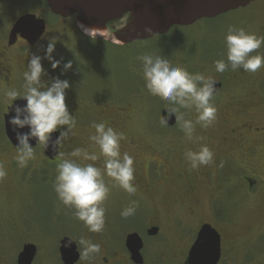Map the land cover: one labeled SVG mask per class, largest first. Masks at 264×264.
<instances>
[{
    "label": "rangeland",
    "instance_id": "rangeland-1",
    "mask_svg": "<svg viewBox=\"0 0 264 264\" xmlns=\"http://www.w3.org/2000/svg\"><path fill=\"white\" fill-rule=\"evenodd\" d=\"M262 3L261 0H258L245 9L227 13L221 18L218 17L216 21L205 26L207 29L201 27L203 25L201 23V28L184 31L174 30L168 37H155L147 42H138L118 48L105 43L113 44L110 33L101 35L104 38L97 36L96 41L91 40L88 38L89 36L81 33L83 31L76 27V33L73 34L74 28L68 25L70 22H67L65 27H60L61 30L54 34L49 28L45 35L46 38L33 53L42 57L41 63L46 75L42 76L41 80L46 86L51 84L49 78L52 77L67 80L70 89L74 86L76 89L84 87L89 92L96 91L97 95L103 96L106 101L110 100L112 95L122 93L126 103H133L130 105L131 110L134 111V122L132 123L134 130L132 131L136 132L135 135L138 139L136 140L142 147L141 156L143 159L145 157L152 159V146L155 149L156 144L159 147L163 146L162 142L166 138L171 134L179 135L182 129L177 127L169 132L160 123L159 111L163 106L169 108L168 102L154 97L148 92L142 81V62L137 57L142 54H152L151 52L156 45L161 47L159 55L163 54L162 57H168L166 50L172 49L173 45L183 44L185 48L193 46V49L199 52L202 42H205L211 48L217 46L220 51H213L209 57L206 55L204 57L206 60L195 54L192 57V63H196L194 69L200 68L195 72L210 76L213 79L224 77L227 84L236 83L238 79L243 78L245 79L242 80L244 83L257 86L264 91V68L255 73H250L242 69L233 71L229 67L225 72L218 73L214 63L219 59H224L227 63L224 38L229 27L243 28L249 33L264 36V4ZM26 13H33L42 18L48 26L64 20L48 13L43 4L37 0H0V35L13 21ZM71 19L73 18L71 17ZM79 34L85 35L88 40L78 36ZM52 38L56 39L53 56L62 61L56 69H52L49 61L43 59L47 43ZM258 52L264 55V46ZM255 54L257 53H252V55ZM178 59L180 58L178 57ZM68 61L72 62V68L67 72H62L63 64ZM178 63H180L178 60L172 64L170 62L173 67H180ZM15 90L22 92L23 87L15 88ZM4 92L6 93V91ZM4 92L1 99L2 105L6 106L11 100ZM257 96L264 101V92L259 91ZM76 108H80V106ZM180 111L187 114L186 109ZM1 122L0 117V151H9L2 152L0 158L3 162L10 163L11 160L16 161L14 157L17 150L12 151L14 149L7 145ZM76 127L78 129L74 128L72 131L74 137L78 136L77 133L80 130V127ZM151 141L152 143H150ZM72 147L73 145H70V148H65V150L63 148V159H74L81 164L88 163V161L71 157L70 154L73 150L81 148ZM82 148L85 149V147ZM34 150L35 159L23 167L25 168V176L22 181L24 194L21 191L16 200L14 174L6 184L8 194L3 195L2 192V195L0 194V262L4 264H13L23 244L30 243L37 246L40 253L36 259L43 262L48 258H57V248L62 237H75L78 242L80 237L87 238L90 233L83 222L75 218L73 209L64 207L54 192L57 165L62 159L48 162L37 153L39 148ZM163 150L160 151L164 154L170 149ZM160 171L157 166H151L149 169L150 183L154 184L159 180ZM117 189V187L110 188L108 199L103 205L106 209L104 231L115 243L114 246H120L124 250V236L129 232H136L144 240L142 253L146 259L145 264H182L181 258L185 254L189 232L191 229H195V226L175 227L174 219L172 221L170 215L166 220L163 218L162 221L161 215L158 213L161 206L152 194L139 192L135 197L134 195L130 196L124 190L123 192ZM114 190L116 191L113 193ZM131 201H135L137 204L135 214L128 218H122L121 212L129 206ZM201 201L205 204L204 197L201 198ZM227 207L231 215V218H228L230 220L227 224L228 229H242L244 239L253 242L252 237L259 230L264 229V200L261 197L256 200L253 198L249 200L242 196L241 202L228 201ZM174 215L178 214L174 212ZM167 222L169 228H167ZM185 222L188 224L187 220ZM150 225L159 226L163 231H161V235L147 238L144 231ZM167 229L168 232L166 233ZM247 231L252 233V237L246 234ZM262 244H264V239Z\"/></svg>",
    "mask_w": 264,
    "mask_h": 264
},
{
    "label": "flooded vegetation",
    "instance_id": "flooded-vegetation-1",
    "mask_svg": "<svg viewBox=\"0 0 264 264\" xmlns=\"http://www.w3.org/2000/svg\"><path fill=\"white\" fill-rule=\"evenodd\" d=\"M261 1L264 4V0ZM20 17L13 21L0 35L1 121L13 103L12 101L9 102V98V103L6 106L2 105L3 92L23 87V71L27 70L30 58L27 53L34 54L33 51L46 38L45 35L49 28L51 33L54 34L61 30L60 27H65L66 23L70 22L68 25L74 28L73 34L76 33V28L79 30L75 21L70 17L52 26H48L45 23L44 34L34 45H29L18 36L16 42L9 46L8 36L10 29ZM78 36H82L87 40L89 38L82 34ZM49 79L52 82L54 78L50 77ZM214 80L220 81L221 87L214 94L213 103L217 113L216 120L212 126L202 127L196 123V110L194 108L186 109L187 114L184 112V119L192 120L194 124L193 139L191 141L187 140L182 130L179 135L171 134L162 142L163 146L159 147L154 144L156 149L152 146V159L142 158V147L137 141L136 132L132 131L134 130L132 127L134 111L130 107L133 104L132 102L126 103L122 93L115 94V96L112 95L110 100L106 101L103 96H98L96 91L89 92L84 87L76 89L72 85L73 88L66 90L65 102L70 114L76 120V126L80 127V130L77 133V137L69 133L68 138L60 143L59 156L54 161L59 158L63 159V152L65 148H70V145H73L72 148L85 147L89 152H95L100 156L94 163L96 167L103 170L104 157L100 155L98 146H94L89 136L94 133V128H92L94 123L105 122L107 126L124 134L125 139L120 142L121 153L127 152L134 157V184L137 188L134 196L136 197L139 192L154 195L161 206L158 213H160L162 221L163 218L166 220L170 215L172 221L174 219L175 227L195 226V229H191L189 232L185 254L181 258L182 264L185 262L187 254L195 243L203 225H209L219 238L220 257L217 264H264V244H262L264 229L259 230L253 237L252 233L247 231L246 234L254 239L253 242H248L247 239H244L242 229H228L227 227L230 222L228 218H231L227 207L228 201L241 202L242 196L249 200L252 198L256 200L258 197L264 200V101L260 100L259 95L257 96L259 91H264L257 86L244 83L242 80L245 79L243 78L238 79L236 83L231 82L230 84L226 83L224 77L221 79L214 78ZM4 94L6 93L4 92ZM78 106L80 108H76ZM166 108L169 109L167 106L161 107L159 120L161 111ZM162 125L169 132L177 127L181 128L177 119L174 126L167 127L165 124ZM57 132L59 133V131ZM201 145H207L214 152V163L193 170L185 158V153L189 150L198 151ZM37 147L39 148V154L44 160L54 162L43 156L42 150H40L41 145L38 144ZM161 149L170 150L163 154L160 151ZM8 151H0V154ZM88 163L93 162L88 161ZM0 164H3L7 171L6 178L0 181V194H8L6 184L14 174L15 198L17 200L21 191L24 194L22 181L24 180L25 168L19 167L17 161L11 160L10 163H7L3 162L1 158ZM152 165L157 166L161 170V176L154 184L149 182V169ZM104 180L109 188L117 187V190L123 191L106 175ZM202 197H204L205 204L201 201ZM174 212L178 215H174ZM186 220L188 224H186ZM166 225L169 228L168 222ZM154 227L158 228L157 235H161L162 230L159 226L150 225L144 231L147 238H154L147 234V231ZM131 233L133 232H129L124 236V250H122L120 246H114L115 243L104 230L101 233L90 232L87 239H90L93 243H98L100 252L91 254L88 257L81 255L82 249L79 241L77 242L75 237H68L75 242L76 251L79 255L75 264H133L124 245L125 237ZM140 238L144 244L143 238L141 236ZM36 249L32 264H62L58 248L57 258H48L43 262L37 261L36 258L40 252L37 246ZM141 255L143 264H145L146 259L142 252ZM0 264L4 263L0 262ZM13 264H16V258Z\"/></svg>",
    "mask_w": 264,
    "mask_h": 264
},
{
    "label": "clouds",
    "instance_id": "clouds-1",
    "mask_svg": "<svg viewBox=\"0 0 264 264\" xmlns=\"http://www.w3.org/2000/svg\"><path fill=\"white\" fill-rule=\"evenodd\" d=\"M81 27L91 40H95L97 36L104 38L100 35L104 29ZM224 40L227 63L224 59L216 60V72L223 73L230 67L233 71L242 69L255 73L264 68V55L258 52L264 46V36L249 33L243 28L229 27ZM55 45L56 39H50L43 56V59L49 61L52 69L59 67L62 62L53 56ZM254 52L257 54L252 55ZM27 55L30 58L23 74V91L13 89L6 92L12 102L18 97L26 101L23 107L13 108L14 115L9 120L16 136L17 151L14 159L19 167H26L29 161L35 159L34 147L30 144L32 139L47 149L52 133L59 131L54 143L60 144L76 127V120L65 102L69 82L54 78L51 84L46 86L41 80L42 76L46 75L41 63L42 57L29 52ZM137 59L142 62L146 89L152 96L168 102V110L180 122L187 140L193 139L194 124L192 120L184 119L181 109L194 108L197 113L196 123L204 128L212 126L217 113L213 103L216 81L212 77L190 73L183 67H173L161 56L142 54ZM71 68L72 62L68 61L63 64L62 72ZM161 123L166 124L167 121L162 120ZM25 128L28 129L27 132L20 131ZM92 128L94 133L90 134L89 139L94 146H98L100 155L104 157L103 170L94 163L100 156L87 149L76 148L71 152V157L93 163L81 164L74 159H62L57 165L54 192L64 207L73 209L75 218L83 222L89 232L101 233L105 228L106 209L103 205L110 194L104 176L111 178L115 185L130 196L136 193L137 188L134 184V157L127 152L121 153L120 142L125 139L124 134L107 126L105 122L94 123ZM185 158L195 170L214 163V152L207 145H201L198 151H187ZM6 176L7 171L3 164H0V181ZM136 208V202L131 201L121 212V217L134 215ZM79 244L83 257L100 252L98 243H93L83 236L80 237Z\"/></svg>",
    "mask_w": 264,
    "mask_h": 264
},
{
    "label": "water",
    "instance_id": "water-1",
    "mask_svg": "<svg viewBox=\"0 0 264 264\" xmlns=\"http://www.w3.org/2000/svg\"><path fill=\"white\" fill-rule=\"evenodd\" d=\"M46 4L49 12L60 18L74 16L78 27L104 29L111 32L113 43L123 46L166 35L172 28L191 27L203 20H214L227 13L244 9L255 0H39ZM150 29V31H145ZM45 23L33 14L21 16L12 26L8 36V45H13L17 37L34 45L44 34ZM216 81V91L221 82ZM216 93V92H215ZM26 101L18 99L3 116L4 135L10 145H17L15 133L9 120L14 115L13 108L23 107ZM166 120L167 127L176 123L175 115L166 108L160 113V121ZM27 132L28 129H22ZM58 132L51 134L49 147H41L43 156L54 161L59 156V145L54 141ZM34 148L35 139L30 141ZM158 228H150L148 236H157ZM125 249L133 264H143L141 250L143 241L137 233L125 237ZM58 253L62 264H75L78 261L76 244L65 237L59 241ZM36 247L24 245L17 256L16 264H32ZM220 257L219 238L209 225L200 228L197 239L190 248L183 264H217Z\"/></svg>",
    "mask_w": 264,
    "mask_h": 264
},
{
    "label": "trees",
    "instance_id": "trees-1",
    "mask_svg": "<svg viewBox=\"0 0 264 264\" xmlns=\"http://www.w3.org/2000/svg\"><path fill=\"white\" fill-rule=\"evenodd\" d=\"M42 4L44 6V3H42ZM214 21H216V20L203 21V23H202L203 25H201L200 23H198L195 26L189 27V28H174L165 37H168V35H171L174 30H176V31H184V30H190V29H197V28H201V27H204L205 29H207L205 26L208 25V24H210V23H213ZM200 25H201V27H200ZM178 34H181V33H178ZM160 38H163V37H160ZM106 44H108V43H106ZM108 45H110V46H112L114 48H117V46H114V45H111V44H108ZM160 48L161 47L159 45H156L154 47V49L152 50V52H151L152 54L151 55H153L154 57L155 56H160L159 55V52H160L159 49ZM193 48H194L193 46H189V47H186L185 48L183 44H181V45H173V48L172 49L166 50L168 52V54H167L168 57L163 56V58H166L167 60H169L171 62V64L174 63V62H176L178 60L180 62V63H178L180 65V67H183L188 72L195 74V73H198V72H195V71L200 70V68L194 69V66H195L196 63H192V61H193L192 60V57L195 54H198L199 57L201 59H203L206 55H208V57H209L210 54H212V52L215 51V50L220 51V49H218L217 46L211 48V47L207 46L205 42H202V45L200 47L199 52L196 49H193ZM162 55H161V57H162ZM178 57L180 59H178ZM205 60H202V61L205 62ZM203 66H204V64H203ZM141 78H142V74H141ZM142 81H143V84L145 85L144 79H142ZM23 176H25V173H24Z\"/></svg>",
    "mask_w": 264,
    "mask_h": 264
},
{
    "label": "bare ground",
    "instance_id": "bare-ground-1",
    "mask_svg": "<svg viewBox=\"0 0 264 264\" xmlns=\"http://www.w3.org/2000/svg\"><path fill=\"white\" fill-rule=\"evenodd\" d=\"M83 30V29H82Z\"/></svg>",
    "mask_w": 264,
    "mask_h": 264
}]
</instances>
